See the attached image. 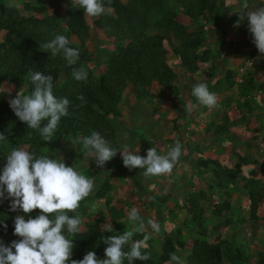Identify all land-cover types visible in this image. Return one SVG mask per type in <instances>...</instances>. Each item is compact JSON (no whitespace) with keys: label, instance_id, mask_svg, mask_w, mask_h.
<instances>
[{"label":"trees","instance_id":"16d2710c","mask_svg":"<svg viewBox=\"0 0 264 264\" xmlns=\"http://www.w3.org/2000/svg\"><path fill=\"white\" fill-rule=\"evenodd\" d=\"M68 3L70 6L63 13L60 10L48 13L42 3L26 2L21 6L26 10L23 13L21 7L0 0V85L2 81H8L12 86L11 96L7 90L0 88V133L7 136L5 142H0V175L6 165V156L16 147L23 146L37 154L57 152L64 148L65 140L72 142L91 135L93 131H98L106 140L109 139L111 146L116 147L103 129L106 128L105 114H119L116 104L126 85L140 88L143 98L151 95L148 89L154 82L171 88L177 96L178 90L172 84L176 79V71L167 60L168 51L163 41L178 59L184 73L192 75L201 63L219 56L223 45L216 41L215 32L221 37L226 36L220 22L225 0H111V3L105 0L106 11L95 17L93 28L103 35L99 39L111 42L114 48H103L101 53L99 46L103 68L95 73L92 62L94 52L99 53V50H89L86 45L90 27L83 10L72 7L71 0ZM235 4L240 7L227 19L240 22L239 29H242L245 20H240L238 11L244 4L253 9L264 7V0H235ZM179 14L190 20V24L177 22L176 16ZM57 34L66 35L71 42L69 46L79 49L80 59L76 65L69 66L62 54L52 56L49 51L41 49L40 44L49 42ZM80 66L88 70L87 82L77 81L73 77V68ZM259 68L263 70L260 82L253 77L252 70H248V78L238 83L233 71L226 69L224 72V82L229 91L236 87L242 94L249 96L240 110L264 111V95L260 97L264 94V63ZM30 71L51 75L54 78V95L67 97L70 101L69 115L62 117L51 142L43 141L37 130L29 129L20 121L9 104L8 98H14L19 91L30 94ZM208 75L214 77L216 72L213 69ZM79 95L85 97L86 103L82 104L77 99ZM147 106L153 108L151 104ZM186 113L183 109L180 116L187 122ZM152 115L149 113L150 118ZM189 116L192 117V114ZM155 123L159 121H151L152 125ZM229 123L230 120L224 118L222 124L214 125L211 141L207 143L215 144L221 138H227L228 135L223 134ZM74 147L77 151L82 150L80 143H74ZM234 158L235 163H223L217 158H199L195 171L204 180V187L183 193L182 190L177 193L176 188L170 192V197L156 196L155 203L166 206L162 220V227L166 231H161L156 241L150 235L147 250L151 251V258L148 261L137 260L134 264H165L172 252L179 254L184 264H264V230L256 233L258 230L255 228L256 232L251 238L254 245L246 241V237L244 239L241 219L236 218L240 212L234 213L231 193L227 191L230 187L243 190L250 208L249 219L254 221L258 218V202L264 199V176L257 173L256 167L248 170L251 175L243 173L239 156L236 154ZM122 165L118 166L120 171L124 170ZM262 168L264 170V166ZM101 181L94 197L107 193L106 202L110 203L112 196L108 191L111 187L104 179ZM178 195H181L180 199ZM169 200H174L176 209L183 206L187 209V216L182 221H175L179 212L168 205ZM10 204L5 192V197L0 199V240L6 245L20 239L14 235V220L17 215L23 214L12 211ZM144 206L139 210L140 215L147 214L142 211ZM81 208L79 212L84 210ZM111 208L110 203L108 212ZM37 214L39 209L32 213L33 216ZM113 223V233H106L101 231L100 222H84L83 230L74 238L76 247L72 259H83L87 251H95L99 258H106L104 236L124 232L115 218ZM257 224L264 228V221ZM187 230L191 234L188 235ZM186 235L191 239L190 243ZM134 238L143 237L136 235Z\"/></svg>","mask_w":264,"mask_h":264},{"label":"rangeland","instance_id":"374dc122","mask_svg":"<svg viewBox=\"0 0 264 264\" xmlns=\"http://www.w3.org/2000/svg\"><path fill=\"white\" fill-rule=\"evenodd\" d=\"M6 1L15 6L19 5V7L23 6L26 2L42 3L46 7L45 11L48 13L54 10H60L63 13L70 6L69 0ZM239 7L236 6L235 0H225L220 22L223 29H225L226 36L221 37L218 32H215L216 41L220 42L223 48L219 56L210 59L206 63H201L192 75L184 73L178 59L173 56L166 41H163L168 51L167 60L176 71V79L172 84L178 90L176 91L177 96L171 88L160 86L154 82L150 90L148 89L151 95L143 98L139 92L140 88L128 84L125 86L121 96L118 97L116 107L119 110V114H105L106 120L104 123L106 124V128L103 129L118 149H123L126 146L133 152L139 150L137 154L146 157L147 150L151 147H156L159 153L166 154L177 140L181 143L183 142L182 155L171 173L145 178L143 176L144 170L135 168L133 174H130L132 170L123 164L122 150L101 169L96 165L95 158L85 157L82 152H79L80 150H75L74 143L67 142V140L64 142L63 149L47 153L53 157L56 155V158H64L68 166L74 165L86 175L89 173L88 176L95 179V191L101 186L102 179L111 187L108 191L112 196L110 202L112 208L109 212L107 208L110 203L106 202L107 193L95 198L94 191L87 198L86 202H82L81 209L84 210L80 211V213L85 218L84 222H100V226L102 227L104 223L114 224L113 219L115 218L121 224V229L126 231L127 226L130 227L127 219L128 212L133 208L139 211L142 209V205H145L142 211L147 214H141L145 222L149 218L158 220L163 232L165 228L162 227V220L163 215L166 213V206L155 203L156 196L170 197V192L176 188H178L177 193L181 190L183 193V191L189 192V190L194 191L200 187H204V180L199 178L195 171L197 159L202 157L217 158L223 163H228L229 161L230 163H235L234 157L237 154L241 168H243V173L251 175L248 173V170L256 167L257 173L264 176L262 168L264 166V111L260 109L249 111L244 110V108L240 110L244 100L249 98V96L242 94L239 91L240 89L236 87L232 91H229L224 82V72L226 69L235 73V81L237 83L241 82L242 79L248 78V70L254 72L253 77L258 82L262 80L263 76V70L259 67L261 63H264V54L259 53L258 48L253 42L254 38L248 27L249 22L245 20L242 23V29H239L240 22H235L232 19L229 21L227 19ZM21 9L23 13H26V10L22 7ZM248 10H253V8L248 7ZM84 17L90 27L86 45L89 50L96 48L99 50V53L97 51L94 52L92 62L94 72L99 73L103 68L101 62L102 49H113L114 45L109 41L104 42L101 38L99 39V36L103 37V35L93 28L95 17L85 14ZM176 19L181 24H190V20H187L182 14L176 16ZM73 39L76 40L74 37ZM213 69L216 75L211 77L208 73H211ZM199 83L207 84L209 90L217 95L218 104L216 107L210 109L200 105L192 95L194 85ZM11 87L8 81H2L0 85V88L3 90H11ZM263 95L261 94L260 97ZM8 99L10 100V98ZM189 103L196 105V107L191 112L187 111L186 122L180 114H182V110ZM150 104L153 108L147 106ZM149 113L153 114L151 118L149 117ZM189 114H192V117ZM224 118L230 120L227 130L223 134V136L228 135V137L221 138L218 143L208 144L207 141H211V129L216 124H222ZM156 119L159 123L152 125L151 121L154 122ZM184 124L186 126H183ZM150 127L151 129L149 130L148 128ZM207 128L209 129L208 131H206ZM107 141L109 142V139ZM108 164L112 165L107 166ZM119 164H123L124 170L120 171L118 169ZM86 170H88V173H86ZM227 191L231 193L230 199L234 213L240 212V214H236V218L241 219L240 223L244 227L242 236L244 239L246 237L245 240L254 245L251 238L254 237L255 228L258 230L256 233H262L261 231L264 230L261 224H257L264 221V199L258 202L256 210L258 218L253 223L254 221L249 219L250 217L248 216L250 208L243 190H236L234 187H230ZM180 196L178 195V199H180ZM84 203H87L88 207H85ZM168 205L173 207L174 211L177 208L174 200H169ZM93 206L94 211L90 210ZM176 211L179 214L175 217L177 219L175 221H182L187 216V209L184 206L176 209ZM83 228L84 225L82 230ZM146 231L149 235L153 236L155 241L162 233L158 235L153 234L150 228H147ZM189 233L191 234V231L187 230L188 235ZM188 235H186V240L190 243L191 239Z\"/></svg>","mask_w":264,"mask_h":264},{"label":"clouds","instance_id":"9594fccd","mask_svg":"<svg viewBox=\"0 0 264 264\" xmlns=\"http://www.w3.org/2000/svg\"><path fill=\"white\" fill-rule=\"evenodd\" d=\"M111 3V0H108ZM72 7L82 9L90 17H99L105 13V0H71ZM19 7V5H16ZM240 20H247L253 42L259 53L264 54V7L248 10L244 4ZM239 23V22H238ZM66 35L57 34L47 43L40 44L44 51L52 56L62 54L69 66L76 65L80 59L79 49L70 47ZM88 70L84 66L73 68V77L77 81L87 82ZM28 78L32 84L30 94L18 92L10 98L9 104L20 121L29 129L37 130L45 142H51L59 127L62 117L69 115L70 101L67 97L54 95V78L40 71H30ZM11 96V90H7ZM192 95L200 105L216 107L218 97L205 83L194 85ZM82 104L85 97H77ZM196 105L189 103L185 110L191 112ZM7 136L0 133V142ZM72 143H80L85 157L95 158L96 165L103 169L122 150L125 167L130 170L143 169V176L151 178L169 174L178 164L182 155V144L177 140L166 154L158 152L156 147L147 150L141 156L139 150L133 152L126 146L118 149L98 132L77 138ZM95 179L89 177L74 165L68 166L64 158L48 154H37L25 147L13 148L6 156V165L0 175V199L10 198L11 210L20 212L14 220V235L20 237L10 245L0 240V264H134L135 261H148L151 251L147 250L150 235L161 233L158 220L149 218L147 222L136 208L127 214V230L123 233L107 235L103 238L105 257L99 258L95 251H87L83 259H72L76 247L74 238L81 233L84 216L78 211L82 202L95 191ZM88 207L87 203H84ZM39 209V214L32 213ZM90 210H95L94 206ZM7 228V225H4ZM102 232L113 233L112 223H104ZM142 235V239H135ZM165 264H184L176 253L169 254Z\"/></svg>","mask_w":264,"mask_h":264}]
</instances>
